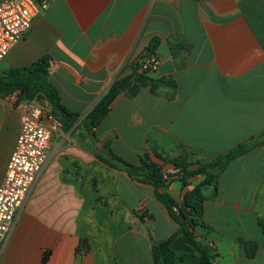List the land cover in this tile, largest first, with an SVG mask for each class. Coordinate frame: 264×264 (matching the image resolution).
Returning <instances> with one entry per match:
<instances>
[{"label": "crops", "instance_id": "crops-1", "mask_svg": "<svg viewBox=\"0 0 264 264\" xmlns=\"http://www.w3.org/2000/svg\"><path fill=\"white\" fill-rule=\"evenodd\" d=\"M0 62V73L48 57L47 79L70 126L51 114L47 162L20 210L0 264H153L151 247L177 229L154 186L111 159L172 174L178 203L202 180L182 186L173 164L188 169L264 131V0H46ZM159 60L141 72L145 57ZM142 76L120 94L96 127L84 119L120 76ZM0 96V183L19 132L25 99ZM48 113L49 109L33 100ZM204 227L197 239L214 264H264V144L233 159L203 187ZM81 238L89 249L77 252ZM243 242H246V247ZM250 242L257 248L249 257ZM171 248L195 264L177 235Z\"/></svg>", "mask_w": 264, "mask_h": 264}, {"label": "trees", "instance_id": "trees-1", "mask_svg": "<svg viewBox=\"0 0 264 264\" xmlns=\"http://www.w3.org/2000/svg\"><path fill=\"white\" fill-rule=\"evenodd\" d=\"M48 57L43 56L26 67H16L4 70L0 73V96H7L17 93L19 99L29 101L42 97L51 114L57 121L64 119L67 126L73 124L78 114L67 110L60 102L55 88L47 79ZM145 83L142 76L131 80L128 76L118 77L107 89L104 95L93 106L84 119V124L91 129L96 127L108 113L114 100L122 93L133 95L137 92L139 85ZM264 144V131L255 136H251L225 152L219 153L209 163L198 165L195 169L189 170L188 163L183 159H175L173 164L178 169L176 177L182 186L188 184L187 179L191 176L200 175L202 180L183 196L181 203H178L167 192V185L170 183L171 175L163 176L159 166L154 163L141 161L140 165L132 164L117 156L108 143H105L108 155L114 161L121 163L131 174H142L154 186L157 198L165 205L171 218L177 223L176 231L167 239L155 243L151 247L153 264H174L177 260H184L188 255L176 253L171 248V243L177 235L192 246L197 254L194 256L195 264H214L211 252L197 239L196 227H204L202 222L203 214V187L216 184L219 175L227 165L236 157L246 154L253 147ZM260 224L264 233V217ZM246 247L247 243L243 242ZM251 249L246 253L253 256L257 245L250 242ZM89 243L86 238H81L76 247L77 252L87 251ZM48 252H44L42 263L46 261Z\"/></svg>", "mask_w": 264, "mask_h": 264}, {"label": "built area", "instance_id": "built-area-1", "mask_svg": "<svg viewBox=\"0 0 264 264\" xmlns=\"http://www.w3.org/2000/svg\"><path fill=\"white\" fill-rule=\"evenodd\" d=\"M47 6L46 0H0V62L29 29L32 18ZM158 64V59L149 56L138 67L144 72ZM10 96L14 98V94ZM50 118L40 105L25 99L19 132L0 183V256L20 210L46 165Z\"/></svg>", "mask_w": 264, "mask_h": 264}, {"label": "rangeland", "instance_id": "rangeland-1", "mask_svg": "<svg viewBox=\"0 0 264 264\" xmlns=\"http://www.w3.org/2000/svg\"><path fill=\"white\" fill-rule=\"evenodd\" d=\"M6 102H8L9 104H11L12 105V107H14V101H12L8 96H7V98H6V100H5ZM35 101L36 102H38V103H40L41 105H43V106H45L44 105V99L42 98V97H37V98H35ZM214 184H211V186H213ZM208 186V185H207Z\"/></svg>", "mask_w": 264, "mask_h": 264}]
</instances>
